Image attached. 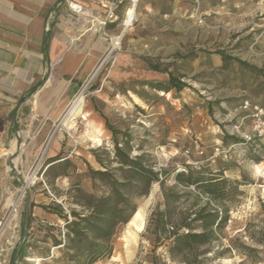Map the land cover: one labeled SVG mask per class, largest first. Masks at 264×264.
I'll use <instances>...</instances> for the list:
<instances>
[{
    "label": "rangeland",
    "instance_id": "374dc122",
    "mask_svg": "<svg viewBox=\"0 0 264 264\" xmlns=\"http://www.w3.org/2000/svg\"><path fill=\"white\" fill-rule=\"evenodd\" d=\"M159 2L163 11L177 12L157 23L161 25H140L132 34L126 32L121 50L102 64L103 55L93 71L97 73L80 86L38 156L28 159L30 169L19 172L16 165L8 166L11 189L10 185L0 189V264H76L63 251L65 219L44 207L60 209L69 219L72 211L87 214L81 191L97 197L109 192L108 182L93 177L92 171L107 167L124 177L116 171L120 164L115 141L132 157L147 155L150 165L167 171L166 192L183 197L172 206L173 225L199 196L195 188L175 179L178 172L227 180L222 202L228 220L212 228L207 245L197 250L198 259L202 264H264V138L252 137L249 111L241 108L246 102L264 106V0ZM133 37L156 38L157 45L148 48L149 55L132 46V57L122 59ZM159 83L171 90H159ZM179 83L185 87L180 89ZM82 91L85 105L92 103L105 122L101 140L95 139L84 118L68 116ZM60 132L68 151L61 148L58 155L49 156L54 134ZM77 133L84 135V142L77 141ZM80 145L86 152L76 155ZM53 158L61 160L50 163ZM163 203L162 187L154 183L149 194L137 200L143 229L138 232L129 225L131 219L117 230L112 255L90 264H153L155 239L169 231L154 224V214ZM217 206L222 205L216 202L212 208ZM27 215L32 221L25 229ZM133 233L137 242L126 246ZM21 245L28 247L18 254ZM205 248L211 252L201 255ZM157 255L158 264H177L165 246Z\"/></svg>",
    "mask_w": 264,
    "mask_h": 264
},
{
    "label": "crops",
    "instance_id": "0c3cea01",
    "mask_svg": "<svg viewBox=\"0 0 264 264\" xmlns=\"http://www.w3.org/2000/svg\"><path fill=\"white\" fill-rule=\"evenodd\" d=\"M70 2L82 6L85 13H74ZM104 4L105 0H0V189L12 185L8 166L16 165L19 172L30 169L28 159L38 156L106 53L109 39L101 33L100 24L92 21L94 16L104 19ZM139 5L128 35L140 25H161L157 23L163 24L169 13L177 12L174 8L163 11L159 0H141ZM128 7L129 3L120 7L109 34L123 29ZM128 41L122 55L126 60L132 57V46L149 55L148 48L157 45L156 38L150 37ZM83 111L85 126L101 140L105 122L92 103ZM77 135V141L84 142V135ZM64 140L63 133L54 134L49 156L58 155L61 148L68 151ZM85 152L80 145L75 154Z\"/></svg>",
    "mask_w": 264,
    "mask_h": 264
},
{
    "label": "trees",
    "instance_id": "16d2710c",
    "mask_svg": "<svg viewBox=\"0 0 264 264\" xmlns=\"http://www.w3.org/2000/svg\"><path fill=\"white\" fill-rule=\"evenodd\" d=\"M175 81L171 75L170 83L173 84ZM159 84V90L167 92L171 90L163 83ZM175 86L173 84V87ZM183 87H185L184 83H179V88ZM106 121L107 128L115 134L116 129L109 124L107 119ZM234 140L240 142L238 139ZM115 151L120 164L116 171H122L124 177L119 178L107 167L105 171H92L93 177L108 182L109 192L97 197L81 191L85 201L83 206L87 210V214L72 211V219H69V216L60 209H54L52 206L44 207L48 212L55 213L66 221L63 251L68 259L76 264H90L98 259L110 257L113 253L112 241L117 230L133 219L132 217L137 211V200L148 195L154 183H159L162 187L164 203L162 209L160 208L154 214V224L158 230L169 231H167L166 237L161 238L157 235L151 262L158 264L157 250L160 246H165L169 249L170 257L177 261V264H202L198 259V248L207 245L212 228L228 220L229 212L222 202L228 181L220 175L213 177L204 174L194 175L192 171L187 174L178 172L175 179L178 182H183L186 187L195 188L199 192V196L187 209V212L183 213L179 224L173 225L172 206L183 197L175 195L171 191L166 192L167 171L155 169L148 163L147 155L132 157L129 150L121 149L117 141H115ZM59 160L61 158H53L50 163ZM203 199L205 202L199 205V201ZM216 202L222 206L212 208ZM31 221L32 216L27 215L25 229L30 227ZM180 229L183 232H180ZM198 229H202V231L197 232ZM56 243L57 245L63 244L61 241H56ZM27 247L28 245H21L17 253H26ZM210 252L209 248H205L201 255Z\"/></svg>",
    "mask_w": 264,
    "mask_h": 264
},
{
    "label": "built area",
    "instance_id": "2783aa9c",
    "mask_svg": "<svg viewBox=\"0 0 264 264\" xmlns=\"http://www.w3.org/2000/svg\"><path fill=\"white\" fill-rule=\"evenodd\" d=\"M138 1L139 0H137V3ZM127 3H129V7L127 8L125 19H124V25H125L127 20L129 19V10H130L129 8L134 4V0H129V1L127 0H105V4L103 5V7L106 9V14H105L104 19H100V17H95V16L92 19V21L100 24L101 28L105 31L104 35L107 36V38L109 39V46L105 53V58L102 64L105 61L112 59L114 55L118 51H120L122 48V40L124 36L120 40H118L119 39L118 37L120 36L121 33L119 35L112 36L111 34L106 32V27H108L111 23H113L117 19L118 10L120 9L121 6L126 5ZM72 4L73 3L69 4V6L74 13H85V9L82 6L78 4H75V6H73ZM135 9L136 7L134 8V11ZM96 73H97V70L93 73V75L91 74L90 81L95 76ZM83 92L84 91H82L79 96L81 95L83 96ZM75 101L73 102L72 106L69 108L68 115H70V111L73 108ZM241 108L249 111L247 118H250L252 122V130H253L252 137L263 139L264 138V107L261 105H251L248 102H246ZM248 139L250 140L252 138L248 137Z\"/></svg>",
    "mask_w": 264,
    "mask_h": 264
},
{
    "label": "bare ground",
    "instance_id": "6f19581e",
    "mask_svg": "<svg viewBox=\"0 0 264 264\" xmlns=\"http://www.w3.org/2000/svg\"><path fill=\"white\" fill-rule=\"evenodd\" d=\"M137 3V0H134V4L129 8L130 10H129V19L127 20V22H126V24L125 25H123V29H122V32H121V34H120V36L118 37L119 39L118 40H120L125 34H126V32H127V30H128V28L131 26V24H132V21L134 20V16H135V11H134V8L136 7V4ZM69 4H71V2L69 3ZM73 6H75V3H73L72 4ZM139 6V5H138ZM137 10V9H136ZM161 94L163 95L164 94V92H161ZM135 99L136 100H138V98H136L135 97ZM141 103V102H140ZM84 106H85V100H84V96H79L78 98H77V100L75 101V103H74V106H73V108L71 109V111H70V115H72L73 117L74 116H84ZM69 116V115H68ZM72 117V118H73ZM70 122H72V121H70ZM31 180V179H30ZM139 212H137L136 214H135V216L133 217V219L131 220V222H130V224L129 225H134L135 226V228L138 230V232L140 231V230H142L143 229V220L141 219L139 222H138V220H139V218H138V214ZM134 228V229H135ZM135 229V230H136ZM137 232V233H138ZM138 237V236H137ZM136 241L137 239H136V237H135V235H134V233L133 234H130L129 235V238H126V246L128 245H130L131 243H133L132 241ZM137 242V241H136ZM132 247V246H131Z\"/></svg>",
    "mask_w": 264,
    "mask_h": 264
},
{
    "label": "water",
    "instance_id": "95a60500",
    "mask_svg": "<svg viewBox=\"0 0 264 264\" xmlns=\"http://www.w3.org/2000/svg\"><path fill=\"white\" fill-rule=\"evenodd\" d=\"M136 213H137V212H136ZM136 213H135V214H136ZM134 216H135V215H134ZM134 216H133V217H134Z\"/></svg>",
    "mask_w": 264,
    "mask_h": 264
}]
</instances>
